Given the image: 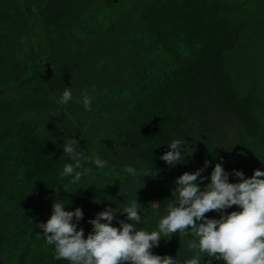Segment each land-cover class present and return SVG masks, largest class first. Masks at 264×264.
<instances>
[{
    "label": "trees",
    "instance_id": "16d2710c",
    "mask_svg": "<svg viewBox=\"0 0 264 264\" xmlns=\"http://www.w3.org/2000/svg\"><path fill=\"white\" fill-rule=\"evenodd\" d=\"M43 3L0 0V95L37 85L56 91L68 81L65 72L41 62L44 35L36 17ZM261 8L262 0H97L83 8L84 25L97 32L102 42L117 32L125 18L133 27L137 63L125 73L118 71L122 67L114 68L122 74L109 88L112 98L129 103L118 128L119 142L113 157L107 153L108 144L94 148L84 132L71 131L72 119L61 110V128L69 130L63 135L46 132L34 116L4 115L0 120V264H70L54 258L55 246L46 245L43 229L35 226L50 218L53 202L65 204L69 211L80 207L84 215L78 227L85 236L92 231L88 221L96 216L92 200L97 187L92 172L98 167L84 164L92 171L76 183L71 176L61 177L64 166L74 163L63 152L69 140L76 139V150L92 160L109 158L105 169L133 157L142 170H159L167 166L160 157L170 150L168 144L185 139V162L170 169L161 181L165 196L176 194L177 177L204 168L206 160L210 163L202 173L205 179L197 181L202 189L210 183L216 163H222L230 175L240 170L251 177L256 143L264 134V118L256 105L264 86L257 82L244 86L231 58ZM55 113L53 122L58 118ZM239 210L234 205L226 212Z\"/></svg>",
    "mask_w": 264,
    "mask_h": 264
},
{
    "label": "rangeland",
    "instance_id": "374dc122",
    "mask_svg": "<svg viewBox=\"0 0 264 264\" xmlns=\"http://www.w3.org/2000/svg\"><path fill=\"white\" fill-rule=\"evenodd\" d=\"M95 1L97 0H44L36 17L37 28L44 35L41 62L46 68L65 72L68 81L64 86L59 84L56 91L37 85L1 94L0 120L6 114L15 115L16 118L34 116L41 127L47 130L46 132L54 135L68 134L69 130L61 128V117L58 116L54 122L52 119L53 111L61 110L72 119L74 126H71V131L78 129L84 132L92 141L94 148L108 144L110 149L107 153L113 157L115 146L119 142L118 128L122 126V115L129 103L126 100L121 102L112 98L109 88L112 82H116L115 77L135 66L138 58L133 27L128 18H125L117 32L107 36L104 42L100 40L97 32L91 33V28L84 25L83 8H87ZM83 28L88 30L87 34ZM231 66L239 72L244 86L256 82L259 86H264V0L261 10L253 15L249 27L242 34L232 55ZM116 67H122L123 70H118L122 73L114 72L113 69ZM75 71L77 73H73ZM65 88L71 90L72 99L61 105L58 100ZM85 93L91 97V110L84 107ZM256 105L261 117L264 118V88L260 89ZM233 131L234 128L231 133L229 132L230 138L233 137ZM254 151L255 168L264 170V134L257 141ZM105 159L106 162L109 160L103 158L102 161ZM127 161L125 160V164H115L111 170L105 167L94 168L92 177L97 181V187L92 200V211L96 215L107 207L123 208L130 206L133 200L137 199L141 205L142 217V222L136 225L137 230L147 232L158 230L160 219L167 215L168 202L176 195L165 196L163 193L165 188L161 181L166 178L169 170L176 168L177 165L174 167L167 165L159 169L156 175L144 177L146 170H142L133 157ZM127 166L136 169L135 176L124 171ZM173 182L172 180L170 184L175 187L176 184L173 185ZM229 182L236 183L239 180L229 174ZM216 214L212 211L206 213V216L215 218ZM119 220L131 223L127 221L126 215L117 212V219L112 222L113 226L119 227ZM193 240L198 242V238L192 235L173 234L170 238H162L159 246H154L151 251L156 255L172 256L177 262L188 261L195 255L194 251L188 248V244ZM208 260L209 257L205 255L201 264H206ZM211 264L225 262L213 259Z\"/></svg>",
    "mask_w": 264,
    "mask_h": 264
},
{
    "label": "clouds",
    "instance_id": "9594fccd",
    "mask_svg": "<svg viewBox=\"0 0 264 264\" xmlns=\"http://www.w3.org/2000/svg\"><path fill=\"white\" fill-rule=\"evenodd\" d=\"M72 99V92L65 88L58 103L67 104ZM91 97L85 93L83 104L91 110ZM59 113L54 116L58 117ZM76 139L63 144V152L74 163H68L60 173L61 177L71 176L72 183L80 181L83 175L91 173L84 164H95L103 168L106 161L99 158L92 160L76 150ZM187 142L173 140L160 159L170 167L185 162L183 149ZM205 161L204 168L209 166ZM204 168L194 172H184L176 178V195L166 208L167 215L160 219L158 230L151 232L137 230L142 222L141 205L137 199L130 206L123 208L107 207L88 222L92 231L85 236L84 229L78 227L83 219L80 207L74 211L65 209V204L53 202L52 214L46 222L36 227L43 229L46 245L55 246V259H63L70 264H178L172 256L153 254L151 249L159 246L162 238L173 234L192 235L198 238L188 244L194 251L192 259L186 264H201L207 255L211 260H223L225 264H264V170L255 169L251 177H245L243 171L233 170L239 182H229V173L222 163H216L210 174V183L202 189L197 183L203 181ZM77 169H81L78 171ZM124 171L133 176L136 169L125 167ZM158 170L149 169L145 176H154ZM239 211L226 212L233 206ZM220 213V218H208L206 213ZM117 212L126 215L127 221L119 220V227L113 226Z\"/></svg>",
    "mask_w": 264,
    "mask_h": 264
}]
</instances>
